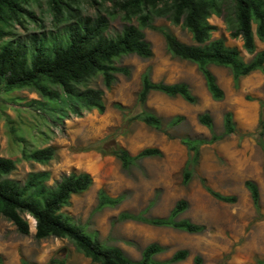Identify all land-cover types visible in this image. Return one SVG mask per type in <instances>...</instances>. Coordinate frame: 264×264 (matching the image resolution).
<instances>
[{
  "label": "rangeland",
  "instance_id": "374dc122",
  "mask_svg": "<svg viewBox=\"0 0 264 264\" xmlns=\"http://www.w3.org/2000/svg\"><path fill=\"white\" fill-rule=\"evenodd\" d=\"M72 3L84 15L108 16L109 35L119 33L127 24L111 0H74ZM34 9L44 27L28 20L25 26L12 27L16 35L25 37L43 31L65 35V22L54 19L47 0L34 5ZM210 21L217 26L214 39L223 38L228 45L237 46L246 61L253 58L254 54L243 48V40L231 36L222 16L213 15ZM154 25L169 28L183 42L194 43L191 33L182 25H174L166 18H156ZM253 29L256 31V24ZM145 32L153 48L151 58L135 54L122 57L118 64L129 67L131 74H118L111 89H106L101 77L90 83L91 87L105 91L104 113L83 109L82 115L76 114L72 99L63 92L59 98L48 99L32 89L0 91V157L13 158L18 166L10 177L24 181L30 172L48 170L52 176L49 182L54 183L71 171L91 173L94 177L91 188L74 195L64 211L101 242L122 248L134 259L141 257L148 244L159 242L167 247L158 256L160 260L169 259L177 250H189L186 260L172 264H194L197 255L202 257V264H264V155L255 136L264 112V72L255 71L243 77L236 87L229 68L212 65L225 91V98L215 101L196 64L172 56L164 35L157 29L147 28ZM256 45L257 52L264 50V40L257 36ZM148 68L155 81L188 83L197 101L189 103L181 97L153 92L145 109L161 117V128L137 121L125 129L123 112L137 111L141 77ZM227 111L233 113L237 131L220 141L201 144L198 158L194 160L195 152L184 140H209L213 131L222 133ZM204 113L211 115L213 131L201 123ZM178 117L182 120L173 125ZM115 143L132 155L147 147H157L162 154L139 158L125 169L116 156L102 153L103 147ZM24 146L30 149L54 146L57 154L47 164L26 161L22 158ZM187 167L192 178L185 183ZM203 179L218 192L236 195L238 201L227 203L215 198L204 187ZM247 180L259 186L262 217L245 185ZM101 193L121 201L114 206L99 207ZM181 199L187 200L189 207L176 219L202 224L203 232L189 233L120 218L122 213L166 218ZM29 222L30 233L23 235L11 221L0 217L2 264H48L54 257H65L68 264H95L68 239H37L35 220L31 216Z\"/></svg>",
  "mask_w": 264,
  "mask_h": 264
},
{
  "label": "trees",
  "instance_id": "16d2710c",
  "mask_svg": "<svg viewBox=\"0 0 264 264\" xmlns=\"http://www.w3.org/2000/svg\"><path fill=\"white\" fill-rule=\"evenodd\" d=\"M72 1L74 0H47L54 19L59 23L65 22L64 36L43 31L23 37L16 35L12 27L17 24L25 26L30 20L43 28L44 24L34 9V5L41 4L42 0H0V91L32 89L48 99L59 98L63 92L72 99L76 114L82 115L83 109H97L104 113L107 109L105 91L91 87L90 83L101 77L106 89H111L118 74H131L129 67L118 64L122 57L135 54L145 59L151 58L153 48L146 37L147 28L157 29L164 35L167 50L172 56L197 65L215 101L223 100L225 91L211 69L212 65L229 68L236 87L243 77L255 71L264 72V50L256 51V36L264 40V0H111L127 23L115 35L107 34L110 27L108 16L102 13L96 16L84 15ZM213 15L222 16L231 36L243 40V48L254 54L250 61L243 58L237 46L228 45L223 38H213L217 29L210 21ZM156 18H166L174 25H182L191 33L194 43L183 42L169 28L154 25ZM134 20L137 24L133 23ZM254 24L256 31L253 29ZM153 92L181 97L189 103L197 101V96L188 83L155 81L152 70L148 68L141 77V88L136 100L137 111L124 110L123 128L128 129L137 121L161 128V117L145 109ZM181 120L182 117H178L173 125ZM200 121L213 131V119L209 113L201 115ZM236 131L234 115L227 111L223 116L222 133L213 131L209 140L185 139L184 142L195 152L196 160L201 144L220 141ZM255 136L264 155V112ZM102 153L116 156L123 167L128 169L139 158L160 156L162 151L157 147H147L137 155H132L127 148L115 143L103 147ZM56 154L54 146L36 149L24 146L22 149L24 160L40 164L49 163ZM17 167L15 159L0 157V217L11 221L19 233H30L29 215L35 220L37 239H68L78 252L95 264H172L189 257V250L180 249L169 259L160 260L158 256L166 252L167 247L159 242H152L143 249L139 259H134L122 248L104 244L97 236L87 232L83 225L75 222L64 208L71 205L74 195L91 188L94 183L91 173L71 171L50 183V171H33L21 181L10 177ZM191 178L192 172L187 167L184 182L188 183ZM202 182L215 198L227 203L238 201L236 195L214 190L205 179ZM245 185L250 191L257 213L262 217L258 184L247 180ZM120 201V198L101 193L99 207L114 206ZM188 207L189 202L181 199L166 218L147 217L143 213H122L120 218L144 221L154 226L173 227L189 233L203 232L205 226L202 224L189 219H176ZM202 263V257L195 256L194 264ZM48 264L68 263L65 257H54Z\"/></svg>",
  "mask_w": 264,
  "mask_h": 264
},
{
  "label": "water",
  "instance_id": "95a60500",
  "mask_svg": "<svg viewBox=\"0 0 264 264\" xmlns=\"http://www.w3.org/2000/svg\"><path fill=\"white\" fill-rule=\"evenodd\" d=\"M27 218H29V216Z\"/></svg>",
  "mask_w": 264,
  "mask_h": 264
}]
</instances>
